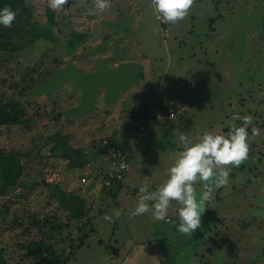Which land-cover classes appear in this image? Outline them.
I'll use <instances>...</instances> for the list:
<instances>
[{
	"label": "rangeland",
	"instance_id": "rangeland-1",
	"mask_svg": "<svg viewBox=\"0 0 264 264\" xmlns=\"http://www.w3.org/2000/svg\"><path fill=\"white\" fill-rule=\"evenodd\" d=\"M110 3L90 15L95 0H68L54 10L53 39L41 36L19 53L0 50V100L24 93L34 114L0 125V163L23 168L0 195V249L7 263L33 264L27 244L37 235L50 237L67 264H264V0H194L176 23L158 19L152 0ZM32 4L37 21L46 22L48 0ZM73 32L85 35L74 47ZM99 56L112 67L124 60L143 63L140 82L112 104L103 103L100 89L96 109L85 117L63 114L79 102L80 91L69 83L56 94L30 96L54 68L72 63L93 70ZM170 100L185 117L169 116ZM234 114L251 116L260 135L249 128L248 159L227 166V185H213L201 227L192 236L180 233L175 201L163 221L151 212L133 216L140 188L155 191L167 178L182 151L179 137L195 142L205 131L222 134ZM55 132L70 134L69 156L53 151L49 136ZM113 144L130 167L118 192L109 195L101 183L112 167ZM81 158L87 162L69 164ZM13 170L15 177L18 167ZM41 180L79 189L89 217L71 218L46 196ZM89 182L92 191L86 192L83 183ZM203 185L199 179L193 185L198 201ZM35 215L52 223L32 226Z\"/></svg>",
	"mask_w": 264,
	"mask_h": 264
},
{
	"label": "clouds",
	"instance_id": "clouds-1",
	"mask_svg": "<svg viewBox=\"0 0 264 264\" xmlns=\"http://www.w3.org/2000/svg\"><path fill=\"white\" fill-rule=\"evenodd\" d=\"M26 4L30 0H25ZM68 0H48V6L53 10L67 4ZM194 0H152L157 18L164 23H176L183 20L191 9ZM111 7L110 0H95V8L89 10L90 15H96ZM17 13L9 6L0 9V25L11 27ZM233 123L228 131L219 134L205 131L194 142L185 135L179 140L182 151L174 164L167 170V178L150 191L141 187L142 195L132 213L133 216L151 212L157 220H165L171 203L178 205L176 211L180 219L177 230L182 234L193 235L202 225V215L206 211L205 202L213 198V185L219 188L228 184L230 175L229 165L239 167L248 159L250 145L248 143L249 128L253 136L260 135V129L253 126L251 116H232ZM241 121L239 126L234 123ZM204 182L201 199L196 197L194 184L197 180ZM211 182V183H209ZM117 216L120 212L117 211ZM106 220L112 217L106 215Z\"/></svg>",
	"mask_w": 264,
	"mask_h": 264
},
{
	"label": "trees",
	"instance_id": "trees-1",
	"mask_svg": "<svg viewBox=\"0 0 264 264\" xmlns=\"http://www.w3.org/2000/svg\"><path fill=\"white\" fill-rule=\"evenodd\" d=\"M5 6H9L13 11H15L17 16L10 28L0 25V50L19 53L29 43L41 36L50 37L52 39L55 37L53 26L56 24V12L50 7H47L46 9L48 20L46 22H38L34 17L32 0H30V3L27 4L25 0H0V9ZM84 38V34L73 32V38L71 39L72 44H70L74 47L76 43L75 40H85ZM28 100L29 96H26L24 93L21 97H19V99H10L7 101L0 100V125L20 123L34 118V114L30 112L28 106L25 105ZM63 114H66L65 111ZM59 117L60 115L56 117V120ZM49 138L55 142L52 146L53 151L62 150L64 156H69V148H71L69 146H73L70 142L69 133L55 132L51 134ZM81 151L83 152L82 148ZM4 156L5 155H3L2 158ZM1 162L0 195L6 193L8 187L17 182L19 177L22 175L23 170L21 166H16L13 162ZM86 162V159L81 158L80 161L70 160L69 164L82 165ZM15 167H18V170L17 175L14 177L12 172ZM107 173L108 171L104 174V176ZM123 177L112 178L111 185H102L103 189H108L109 195H115L122 185ZM39 185L46 188V196L50 198V200L54 199V201L60 206L68 209L71 218L82 219L86 216L89 217L90 208L89 204L87 205V198L78 193L76 190H67L59 182L44 183V181L41 180ZM21 219H24V214H21ZM39 219L40 217H38V215L32 216V226L41 225L43 227L49 222L52 223L48 217H46V219L44 218L43 221H40ZM21 225L24 227V230H27L26 223H22ZM80 230H82V226H80ZM54 247V243L50 241V237L45 238L44 236L39 237L34 235V237L28 241L27 255L33 260V264H67L65 256L60 257ZM0 263L8 264L6 258L3 256L2 249H0Z\"/></svg>",
	"mask_w": 264,
	"mask_h": 264
},
{
	"label": "water",
	"instance_id": "water-1",
	"mask_svg": "<svg viewBox=\"0 0 264 264\" xmlns=\"http://www.w3.org/2000/svg\"><path fill=\"white\" fill-rule=\"evenodd\" d=\"M143 74L144 64L139 61L124 60L112 67L106 56H99L94 60L93 70L72 63L54 68L53 75L32 88L30 95L56 94L69 83L80 95L79 102L66 108L65 113L85 117L96 109L100 89L103 90V103L112 104L132 85L138 84ZM85 189L89 192L90 184Z\"/></svg>",
	"mask_w": 264,
	"mask_h": 264
},
{
	"label": "built area",
	"instance_id": "built-area-1",
	"mask_svg": "<svg viewBox=\"0 0 264 264\" xmlns=\"http://www.w3.org/2000/svg\"><path fill=\"white\" fill-rule=\"evenodd\" d=\"M162 21V19H160ZM166 106L168 108V113L170 117H175L177 114V110L175 108V102L173 100H170L166 103ZM109 154L111 156V169L108 171V173L104 176L102 185L109 186L111 185V179L112 178H122L124 173L128 170L129 164L124 159V153L113 146V148L108 149ZM83 181H85V178H83Z\"/></svg>",
	"mask_w": 264,
	"mask_h": 264
},
{
	"label": "crops",
	"instance_id": "crops-1",
	"mask_svg": "<svg viewBox=\"0 0 264 264\" xmlns=\"http://www.w3.org/2000/svg\"><path fill=\"white\" fill-rule=\"evenodd\" d=\"M177 114H181V116H182V114H184V112L177 111ZM175 116H176V115H175ZM183 117H185V114L183 115ZM142 127H143V125H142ZM113 145H114V144H113ZM114 146H115V145H114ZM129 167H130V164H129ZM128 169H129V168H128ZM127 171H128V170H127ZM127 171H126V173H127ZM126 173H125V174H126ZM124 177H125V176H124ZM124 177H123V179H124ZM122 182H123V181H122ZM88 184H90V182H89V183H85V184L83 183V185H84L83 188L86 187ZM69 189H72V188H69ZM85 190H86V189H85ZM76 191L78 192L79 189H77ZM91 191H92V184H90V189H89V192H91ZM78 193H79V192H78Z\"/></svg>",
	"mask_w": 264,
	"mask_h": 264
},
{
	"label": "flooded vegetation",
	"instance_id": "flooded-vegetation-1",
	"mask_svg": "<svg viewBox=\"0 0 264 264\" xmlns=\"http://www.w3.org/2000/svg\"><path fill=\"white\" fill-rule=\"evenodd\" d=\"M54 70V69H53Z\"/></svg>",
	"mask_w": 264,
	"mask_h": 264
}]
</instances>
